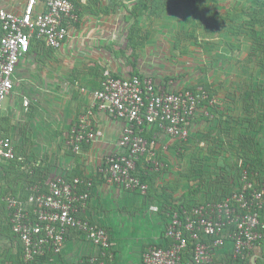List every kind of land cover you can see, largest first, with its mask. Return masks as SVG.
<instances>
[{
    "label": "crops",
    "instance_id": "1",
    "mask_svg": "<svg viewBox=\"0 0 264 264\" xmlns=\"http://www.w3.org/2000/svg\"><path fill=\"white\" fill-rule=\"evenodd\" d=\"M215 1L219 2L215 3ZM221 1L224 0H212L213 3L210 4H214V7L209 6L203 14L199 13L202 16L199 21L203 22L205 33L223 31L227 35L230 53L244 54L247 49L248 53H252L254 45L264 53V39L255 43L259 37L257 34H262L264 30V26L258 28L264 24L260 8L264 7L263 0H257L259 5L255 4L256 7L252 9L249 5L245 6L247 2L242 1L239 4L237 0H230L229 8L224 9L219 7ZM77 3L75 13L78 21L70 25L69 36L59 49H50L43 42L32 40L29 53L17 65L13 90L4 102L0 128L11 138L16 156L19 157L18 162L24 164L20 173L26 174L27 177L39 174L33 180L45 182L40 187L42 190L51 178L58 175L68 180L74 177L91 180L92 189L89 199L86 206L78 211V218L104 229L112 243L111 252L115 263L124 264L122 261L117 263V257L120 256L119 253L116 255L114 253V247L117 246L115 242H118L114 235L116 232H113V229L117 230L118 225L115 219L118 215L122 216V204L139 207L141 205L139 196L142 194L108 183L100 172L106 158L118 150L117 143L121 137L123 124L105 112L95 109L92 93L100 89L104 70H110L116 77L139 76L142 79L150 78L156 83L172 80L174 84L171 89L185 88L189 83L187 75L183 76L185 71L180 72L177 67L170 65L169 59L165 58V53L160 47L162 46L160 27L163 28V24L167 21L166 17L177 18V11L189 7V4L186 0H79ZM189 3H194L193 6L198 5L197 0H191ZM2 4L6 5V0H3ZM255 9L258 10L256 14ZM236 17H239L238 24ZM240 22L241 26H239ZM230 38L235 41L231 43ZM245 40L249 47L247 49H245L247 44ZM202 46L201 44L199 49ZM251 48L252 50L249 51ZM198 69L200 73L203 70ZM212 71L211 78L206 82L200 80L199 84L211 93L215 105L210 110L209 116H205L206 113L202 108L197 112L191 121L190 134L194 133L195 143H198L196 145H204L205 150H218L215 158L223 165L225 152L228 154L234 142L229 139L236 125L237 115L233 116V112L242 111V107L238 108L234 101L233 80L228 78L224 82L219 76L214 79L215 72ZM248 94L243 95L248 101H254L255 96L251 98ZM24 98L30 101L26 111L22 106ZM237 98L244 99L242 96ZM83 116H86L89 129L99 135L94 141L81 143L79 151H75L72 132ZM249 124L250 122L247 123ZM244 130L246 127H243L242 131ZM144 133L148 143L155 142L156 157L154 156L153 159L156 158L155 161L159 164L152 166L149 163L153 169H149L148 172L158 173L153 179V189L155 193L169 195L166 186L177 179H174L172 170L168 169L166 160L168 161V152L172 144L178 142H172L161 135L156 127H150ZM244 133L248 135L247 140L250 141L247 130L242 133L246 135ZM259 140L261 142L262 135L257 141ZM244 147L246 148L247 145H242V148ZM200 154L201 151L198 152V155ZM259 154L262 155V151ZM261 160L263 163L252 158H245L244 161L240 159L238 162H247L253 167H258L257 170H253L264 178V170L259 168L260 165H264V158ZM145 163H148L147 158ZM140 168L147 171L143 163L140 164ZM228 169L231 170V176L235 177L233 170L230 167ZM231 176L226 175L225 180L222 179L224 185L219 186L217 190L220 196L238 188V183H235L237 179L235 181L230 179L228 186L227 181ZM207 191L208 189L200 187V192L198 191L200 197L207 194ZM185 192L188 191L180 193L174 191L170 195L177 200ZM25 193L21 192L17 196H24ZM151 200L152 197L146 199L147 203ZM152 206L157 207L156 204H151L149 208L153 209ZM155 212L159 213L158 210ZM152 217L157 216L152 215ZM158 218L160 222L155 220L153 227L164 228L166 217ZM163 228L161 233L150 235L151 238L146 241L149 243L148 246L151 242L158 244L161 241ZM14 239L16 248H20L18 239ZM145 250L138 251L135 264H142L141 255ZM93 253H96L95 249L83 235L70 231L63 251L59 255L51 256L53 257L51 261L42 264L66 262L86 264L85 259ZM67 257L70 258L67 260ZM14 261L15 257H10L9 260L6 258L5 261L4 257H0V264H13ZM249 264H264V243L256 248L252 257H249Z\"/></svg>",
    "mask_w": 264,
    "mask_h": 264
},
{
    "label": "built area",
    "instance_id": "2",
    "mask_svg": "<svg viewBox=\"0 0 264 264\" xmlns=\"http://www.w3.org/2000/svg\"><path fill=\"white\" fill-rule=\"evenodd\" d=\"M0 0V117L4 102L13 90L18 63L30 51L33 39L57 50L67 40L70 25L78 21L70 0ZM172 81L156 83L139 76L116 77L104 70L101 87L92 93L93 107L122 122L117 152L110 154L100 168L106 181L127 191L145 194L147 185L132 174L140 155L148 164L153 159V141L141 135L156 127L171 141L189 139L191 121L208 100L202 88L171 89ZM22 106L30 105L27 98ZM93 132L83 116L72 132V144L91 142ZM17 159L11 138L0 128V171ZM155 166V167H156ZM238 188L220 201L182 206L166 214V224L158 244L141 255L142 264H245L264 243V178L256 171L242 170ZM92 189L90 180H70L54 176L42 190L35 186L26 196L5 198L10 230L21 246L23 262L59 255L70 231L80 233L93 246L86 264H116L112 243L106 231L78 218ZM158 210L156 207L153 208Z\"/></svg>",
    "mask_w": 264,
    "mask_h": 264
},
{
    "label": "rangeland",
    "instance_id": "3",
    "mask_svg": "<svg viewBox=\"0 0 264 264\" xmlns=\"http://www.w3.org/2000/svg\"><path fill=\"white\" fill-rule=\"evenodd\" d=\"M186 1L189 7H183L178 10L177 13L175 11L177 18L173 16L166 17V23L163 24V28L160 27L162 29L160 30L162 32L160 41V43L162 42V46L160 47L165 53V58L169 59L170 65L177 67L176 69L180 72L185 71L183 76L187 75L186 78L188 79L187 81H189L185 88L194 84V81L198 82H195V85L199 87L200 80L206 82L211 78L212 70L215 72L214 79L218 78L216 76H219L224 82L228 80V78L233 80L232 83L235 84V92H233L235 96L234 101H236L238 108L242 107V111L236 110L233 112V116L237 115L236 125L232 137L229 139L234 142L233 145H231L232 148L228 150V154L225 152V164L223 165L224 167L229 165L234 175L236 174L237 176L241 171L240 165L244 163H239L238 161L240 159L244 161L245 158H252L253 160H258L260 163H263L261 158H264V142L262 141L264 140V53H257L256 58L252 56V53H248V43L246 40L244 42L247 43L245 44V49L247 50L244 54L230 53L226 40L227 35L224 34L223 31H217L211 34L205 33L204 24L199 21L202 17L200 15L204 13L206 8H209V6L214 7V4L211 5L213 3L211 2L212 0H197V6H193L194 3L190 4L189 1L191 0ZM237 1L239 4H241L242 1L247 2L245 6L249 5L251 9L255 4L256 6L259 5L257 0ZM218 2L219 1H215V3ZM229 4L230 0H224L219 3V7L228 9ZM239 6L243 7L242 5ZM192 11L196 12L193 14ZM222 12H224V10H222ZM262 17H264V13ZM263 26L264 24H261L258 28ZM262 32L264 33V30ZM233 41L235 40L230 38V42L233 43ZM201 44L203 46L199 49ZM251 50L252 48L249 49V51ZM252 51H255L254 47ZM198 68L203 69L201 73ZM235 80L239 81L235 82ZM248 93L251 98L255 96L254 101H248V98L246 99L244 97L243 94L247 96ZM238 96H242L244 99L237 98ZM249 122L250 126L247 125ZM243 127H246L247 133L250 135V141L247 140L248 135L246 133H244L246 135L242 134L246 131H242ZM190 135V138L185 143H173L171 150L168 152V161L166 160V163L169 166L168 169L172 170L174 173V179L176 178L177 180L175 182H170L168 186H166L167 188H165L170 194L174 193V191L180 193L189 191L193 185L201 182V184L206 186L210 185L211 190H208L210 193L212 191L216 192L217 189L220 188L219 186L224 185V183H221L222 180H220V184L218 182H213L221 177V166L219 167L218 165H222V163L215 158L218 150H205L204 145H196L198 143H195L194 133ZM260 135H262L261 142L260 140L257 141ZM242 142L245 143L242 144ZM250 144L252 146H250ZM242 145H247L248 148H242ZM260 149L262 155L259 154L261 152ZM199 151H201L200 155H198ZM257 168L255 169L257 170ZM259 168L264 170V165H260ZM12 187L14 186L12 185ZM198 189H200V187H198ZM5 196L6 194L4 197ZM203 197L205 199L210 196L204 195ZM146 199L147 197L139 196L141 203L139 207L132 206L131 204L121 205L122 216L118 215L115 219V223L118 224L116 227L117 230L113 229V232H116L114 234L115 238L118 240V242H115L117 246H115L116 251L114 247V253L115 255L119 253L118 255L120 256L117 257V263H121L122 261L124 264H135L138 251H140V249L145 250L152 246V244H155L151 242L148 246L149 243H146L148 238H151L150 235L153 233H161L162 226L160 229L158 227H153L155 220L159 221L158 217L161 216L159 213L155 212V210L149 208V206L147 208L148 203ZM191 199H196L194 202H199L200 196L193 195ZM201 201L204 200L201 199ZM152 207L154 208L155 206ZM111 212H108V214ZM116 212L117 211H114L112 213ZM108 214L107 216H109ZM152 215L157 217L153 218ZM12 237H14V235L11 230L6 229L5 223L1 220L0 257H4V261L6 258L9 260L10 257H15L13 264H16V261L19 259L18 249L14 244L15 239L13 238L12 240ZM69 258L70 257H67V260ZM64 264L69 263L66 262Z\"/></svg>",
    "mask_w": 264,
    "mask_h": 264
},
{
    "label": "trees",
    "instance_id": "4",
    "mask_svg": "<svg viewBox=\"0 0 264 264\" xmlns=\"http://www.w3.org/2000/svg\"><path fill=\"white\" fill-rule=\"evenodd\" d=\"M70 1L73 3L74 11H75L76 6L78 4L77 1H79V0H70ZM263 4H264V0H263ZM260 8H261V13H264V7L262 6ZM255 10L257 11V12H255V14L258 13V10L257 9H255ZM241 19L243 20V18H241ZM238 20H239V17H236V22H237L236 24H238ZM223 22H225V21H223ZM241 25H242V23L240 22L239 26H241ZM257 35L259 37H258V39H256L255 43H258V41H260L261 39H264V33L257 34ZM254 47H255V51L254 52L252 51V56H255V58H256L257 53H262V52H261V50L259 51V49H260L259 47L255 46V45H254ZM198 88H202L204 90L203 92L206 93L208 100L213 99V97L211 96V93L208 92L204 87H201V86L198 87L195 84L191 85L190 87H186V89L190 90L191 92H196L198 90ZM203 104L204 105L202 107V110H203V112L206 113L205 116H209L210 110L214 107L215 103L213 106H209L208 102H204ZM145 130L146 129L143 130L141 135L144 139H147L146 135L144 133ZM18 158L19 157H17V159L14 162H11L10 165L4 166L3 169L0 171V221L2 220L6 225V229H9V230H10L9 211L7 209H5V205H6L5 198H6V196H8L7 194L10 193L11 196L16 197L21 192L22 193L30 192V189L32 187H35V186L42 187V185L45 184V182H43L42 180H40V182H36L35 180H33L39 174H35V176H33V177H27L26 174L20 173V170H21L22 166H24V164L18 162ZM145 158H146L145 153L140 155L139 161L136 163V168H135V171L132 175L135 177H138L142 183L148 185L146 193L144 195H142L143 197H147V199H149V197H152V200L149 201L147 207L151 204H156V206H157L156 208L158 209L160 216L164 217V219H165L167 213L173 214L174 212H179L180 208L182 206H188L191 204L192 205H194V204L198 205L200 203H205V202L207 203V202H210L213 200L215 202H217V201H220L223 197L228 195L227 194L228 192H226V194H224V196H220V194H218L217 191L216 192L212 191L211 193H210V191H207V194H205V195L206 196L211 195L210 198L207 197L204 199V197H202V198L200 197L199 202H194L196 199L195 200L191 199V198H193V195L201 196V195H199L200 189H198V187L203 186L204 189L211 190L210 185L206 186L204 184H201V182L197 183V185L194 186L193 189H190V191L185 192V194L182 195L181 197H179L177 200L174 198L173 195H167V194L162 195V194L155 193V191L153 189V187H154L153 186V179L156 175H158V173L148 172V170L153 169V167L150 166V164L145 163ZM141 163H143V165L145 166V169H147V171L142 170L140 168ZM218 166L219 167L221 166L220 167L221 177L214 180L213 182L214 183L218 182L220 184V180H222V179L225 180L226 175L231 176V170H229L227 167H224L222 165H218ZM240 166H241V171L239 172V174L237 176L235 174V177L231 176L229 178V180L227 181V184L229 183L230 179H233V181H235L236 179L238 180L241 176L242 170L254 172L256 170H253V169L257 168L255 166L253 167V166L249 165L247 162H244ZM39 171L40 170H38V172ZM45 177H46V175H45ZM236 177H239V178H236ZM238 181L235 183L237 184ZM41 182H43V183H41ZM23 183H24V185H22ZM221 183H223V182L221 181ZM229 184H228V186H229ZM236 184L234 186H236ZM12 185L14 187H12ZM20 189H23V190H20ZM137 192L140 194L139 191H137ZM26 193H25V196H26ZM5 194H6V196L4 197ZM201 199L204 201H201ZM13 238H15V237H12L11 239L13 240ZM17 249H18V256L20 257L21 256V247L17 248ZM52 258L53 257H41V258L35 259L32 262L25 263V262H23L22 257H20L21 261L17 260L16 264H42L44 262L51 261ZM245 264H249V257L245 259Z\"/></svg>",
    "mask_w": 264,
    "mask_h": 264
},
{
    "label": "clouds",
    "instance_id": "5",
    "mask_svg": "<svg viewBox=\"0 0 264 264\" xmlns=\"http://www.w3.org/2000/svg\"><path fill=\"white\" fill-rule=\"evenodd\" d=\"M16 238V237H15ZM17 239V238H16Z\"/></svg>",
    "mask_w": 264,
    "mask_h": 264
}]
</instances>
